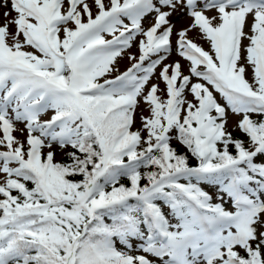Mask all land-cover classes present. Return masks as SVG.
<instances>
[{
	"label": "snow or ice",
	"instance_id": "snow-or-ice-1",
	"mask_svg": "<svg viewBox=\"0 0 264 264\" xmlns=\"http://www.w3.org/2000/svg\"><path fill=\"white\" fill-rule=\"evenodd\" d=\"M0 264H264V0H0Z\"/></svg>",
	"mask_w": 264,
	"mask_h": 264
},
{
	"label": "rangeland",
	"instance_id": "rangeland-1",
	"mask_svg": "<svg viewBox=\"0 0 264 264\" xmlns=\"http://www.w3.org/2000/svg\"><path fill=\"white\" fill-rule=\"evenodd\" d=\"M133 51H135V49H133ZM128 65H129V61L126 58H123V59H119L117 66L120 68L121 71H123ZM233 120H234V118H233ZM232 122L233 121L230 120V123H232ZM16 135L20 136L21 134L19 132H17Z\"/></svg>",
	"mask_w": 264,
	"mask_h": 264
},
{
	"label": "trees",
	"instance_id": "trees-1",
	"mask_svg": "<svg viewBox=\"0 0 264 264\" xmlns=\"http://www.w3.org/2000/svg\"><path fill=\"white\" fill-rule=\"evenodd\" d=\"M57 159H60V156L59 155L57 156ZM192 163H195V161L193 160ZM206 190H208V189H206Z\"/></svg>",
	"mask_w": 264,
	"mask_h": 264
}]
</instances>
